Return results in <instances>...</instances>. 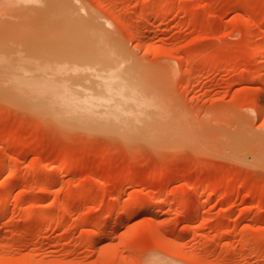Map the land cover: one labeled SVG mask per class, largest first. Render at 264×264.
I'll list each match as a JSON object with an SVG mask.
<instances>
[{
  "label": "rangeland",
  "instance_id": "rangeland-1",
  "mask_svg": "<svg viewBox=\"0 0 264 264\" xmlns=\"http://www.w3.org/2000/svg\"><path fill=\"white\" fill-rule=\"evenodd\" d=\"M72 1L111 36H0V67L158 107L138 129L0 101V264H264V162L223 152L224 137H264V0ZM153 128L192 140L124 136Z\"/></svg>",
  "mask_w": 264,
  "mask_h": 264
},
{
  "label": "bare ground",
  "instance_id": "bare-ground-1",
  "mask_svg": "<svg viewBox=\"0 0 264 264\" xmlns=\"http://www.w3.org/2000/svg\"><path fill=\"white\" fill-rule=\"evenodd\" d=\"M75 3L72 0H10L6 4L4 17L0 18V36H111L97 16ZM39 8L41 10L38 11ZM2 46L1 48H4V45ZM19 62L11 60V67H0V101L14 104L32 113L55 118H72L76 114L89 111L108 114L112 110L119 112L124 122H134L139 129L144 128L146 123L142 111L145 108L158 107L152 99L142 100L136 93L127 94L129 89L126 86H105L103 91L83 95V92L78 91L76 85L70 82V78L63 75L62 70L50 71L52 76L40 79L36 67H22V61L21 66ZM3 63L4 60L0 57V65ZM172 126L170 125V128ZM169 130L162 132L155 131L154 128L152 131L137 130L124 136L151 144L161 143L162 147L166 146L165 144L169 146L192 140L190 133ZM223 139L225 155L247 161V150H252V162L259 165L264 162V137L245 134L241 137L227 136ZM136 205L138 208V204ZM137 208L133 210L139 212ZM147 209L142 210L148 212Z\"/></svg>",
  "mask_w": 264,
  "mask_h": 264
}]
</instances>
